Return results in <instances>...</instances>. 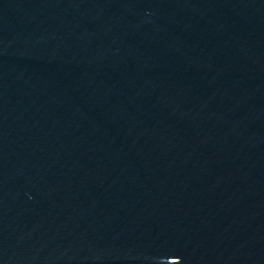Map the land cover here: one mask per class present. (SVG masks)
I'll list each match as a JSON object with an SVG mask.
<instances>
[{"label":"water","instance_id":"water-1","mask_svg":"<svg viewBox=\"0 0 264 264\" xmlns=\"http://www.w3.org/2000/svg\"><path fill=\"white\" fill-rule=\"evenodd\" d=\"M0 264H264V0H0Z\"/></svg>","mask_w":264,"mask_h":264}]
</instances>
